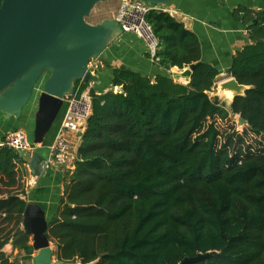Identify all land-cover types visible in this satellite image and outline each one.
<instances>
[{"label": "trees", "instance_id": "trees-1", "mask_svg": "<svg viewBox=\"0 0 264 264\" xmlns=\"http://www.w3.org/2000/svg\"><path fill=\"white\" fill-rule=\"evenodd\" d=\"M145 20L158 40L152 61L194 64L190 78L121 65L112 69L117 90L89 89L74 168L48 220L53 256L62 264H179L212 252L194 264H264V10L247 13L249 42L231 57L229 74L248 88L230 112L210 96L219 70L202 60L198 36L167 11ZM230 113L246 120L242 132L219 128ZM25 166L20 152L0 147V264H14L1 249L21 232Z\"/></svg>", "mask_w": 264, "mask_h": 264}, {"label": "water", "instance_id": "water-1", "mask_svg": "<svg viewBox=\"0 0 264 264\" xmlns=\"http://www.w3.org/2000/svg\"><path fill=\"white\" fill-rule=\"evenodd\" d=\"M101 1L104 0L0 1V113L4 120L21 116L42 78L33 120L34 150L21 152L34 177H40L45 162L37 148L45 140L64 101L74 93L77 82L87 87L100 82L98 73L90 69V62L105 59L106 48L123 32L115 18L94 24L87 22V16ZM144 1L166 5L172 0ZM193 67L190 64L172 72L173 79L188 82ZM224 73L228 74V69ZM247 88L231 77L216 85V95L226 93L232 99L243 95ZM238 122L247 125L240 115ZM20 226L21 232L8 241L10 246L31 241L36 251L31 264H62L53 259L54 248L47 236L48 220L39 204L27 203ZM211 253H197L179 264L203 262Z\"/></svg>", "mask_w": 264, "mask_h": 264}, {"label": "crops", "instance_id": "crops-1", "mask_svg": "<svg viewBox=\"0 0 264 264\" xmlns=\"http://www.w3.org/2000/svg\"><path fill=\"white\" fill-rule=\"evenodd\" d=\"M161 7L198 36L202 60L219 70L216 84L218 85L232 77L229 73H224V70L229 68L235 51L249 42L245 16L247 13L263 11L264 0H172ZM107 10L103 12L101 20L115 18L109 15ZM121 65L149 77L156 74H170L172 77V72L182 70L177 67L170 69L160 67L147 55L146 46L141 38L130 32H122L106 48L105 59L97 58L90 62L89 67L98 73L100 82L88 88L99 93L110 89L117 90L111 85L112 69ZM174 81L186 83L183 79ZM214 89L216 90V86ZM217 96L228 97L229 95L221 93ZM36 108L37 98L26 110H22L19 118L4 120L0 113V143L5 133L10 130L21 127L27 130L32 129ZM66 108L67 100L64 101L45 140L37 148L45 158L40 177H34L27 165L25 166L27 175L23 177L25 193L22 197L27 203L39 204L45 212L46 219L51 218L56 212L63 191L64 172L73 168V161H67L59 166L49 161L50 145L59 131ZM68 137L71 143V153L75 157L81 136L69 135ZM29 138L31 139L30 136ZM71 159L74 160V158Z\"/></svg>", "mask_w": 264, "mask_h": 264}, {"label": "built area", "instance_id": "built-area-1", "mask_svg": "<svg viewBox=\"0 0 264 264\" xmlns=\"http://www.w3.org/2000/svg\"><path fill=\"white\" fill-rule=\"evenodd\" d=\"M161 6L150 4L144 0H122L115 17L123 32L133 33L143 40L146 52L151 59L154 58L158 49V40L147 24L145 15L150 10L163 9ZM78 87L77 85L74 93L67 99V108L59 131L50 145L49 161L53 165L59 166L67 161H73L74 168L75 157L71 153V143L68 136L79 135L80 132L84 131L91 108L89 88L79 90ZM1 144L20 153L34 150V145L27 132L20 128L6 132Z\"/></svg>", "mask_w": 264, "mask_h": 264}, {"label": "rangeland", "instance_id": "rangeland-1", "mask_svg": "<svg viewBox=\"0 0 264 264\" xmlns=\"http://www.w3.org/2000/svg\"><path fill=\"white\" fill-rule=\"evenodd\" d=\"M119 5L120 2L118 0H104L101 1L99 3H97L93 9L91 10L90 14L87 16L86 20L89 23H98L101 21L102 16L104 15L103 12L106 11L107 9V13L109 15H112L113 17H116L117 13H118V9H119ZM41 80L42 78L36 83L35 88L33 90L32 96L30 98V100L28 101V103L24 106L23 111L26 110L28 108V106H30L31 104H33L36 101L37 95L41 89ZM215 89H213L212 92H210V96H214L216 95L215 93ZM220 99L221 102L224 103V106L226 107V109L229 110V105L231 102V97H218ZM219 126V128L222 129H227L230 130L233 127L237 128L240 132L243 131L244 125H241L238 122V116L237 115H233V114H229V117L226 120H222L219 121L217 120L216 122ZM20 129L26 131L29 136L32 138V129H25L24 127H21ZM20 178H19V190H24L25 191V185L23 182V177H25L27 175V172L25 171H21L19 172ZM50 218H47V220H49ZM21 228V226H20ZM13 238V237H12ZM11 238V239H12ZM51 246L54 248V244L53 242H51ZM1 251L4 253V255L6 257L9 258V260L14 263V264H31L32 263V256L36 253V251L32 248L31 246V241H28L22 245L19 246H10L9 243L5 244ZM54 260H57L55 258V256H53ZM69 264H80V262L78 261H72L69 262ZM87 264H93L91 263H87Z\"/></svg>", "mask_w": 264, "mask_h": 264}]
</instances>
